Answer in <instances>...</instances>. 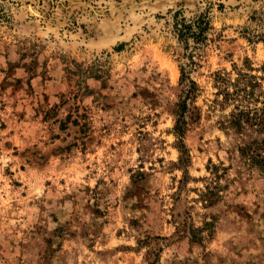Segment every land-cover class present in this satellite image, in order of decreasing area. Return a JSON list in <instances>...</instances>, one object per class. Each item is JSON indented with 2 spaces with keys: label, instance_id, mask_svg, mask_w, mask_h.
I'll use <instances>...</instances> for the list:
<instances>
[{
  "label": "rangeland",
  "instance_id": "374dc122",
  "mask_svg": "<svg viewBox=\"0 0 264 264\" xmlns=\"http://www.w3.org/2000/svg\"><path fill=\"white\" fill-rule=\"evenodd\" d=\"M177 10L212 26L190 98ZM257 36L264 0H0V264H264V173L214 81L250 67L264 97Z\"/></svg>",
  "mask_w": 264,
  "mask_h": 264
},
{
  "label": "trees",
  "instance_id": "16d2710c",
  "mask_svg": "<svg viewBox=\"0 0 264 264\" xmlns=\"http://www.w3.org/2000/svg\"><path fill=\"white\" fill-rule=\"evenodd\" d=\"M212 26L207 11L200 12L192 18H186L179 10L175 11L172 16V32L175 34L176 39L181 44L183 49V58L186 62L179 65L180 78L179 83L184 85L183 92L185 98H190L197 90L195 81L190 77L189 70L197 65L194 59L200 57V52L203 47L208 45L209 34ZM262 36V35H258ZM264 42V39H259ZM251 40V36L246 37ZM251 68H247L246 72L238 70L236 76L231 78L228 72L216 71L214 73L215 85L218 88L216 94L222 96L219 101L221 105L232 103L229 113L221 122V127L226 132L234 135L237 144L236 150L240 157L242 166L246 171H258L264 173V97L260 99L261 94L257 93L260 84L254 75L248 73ZM93 77L98 78V75ZM187 109L186 100H182L178 104V111L176 112V120L174 132L182 137L184 134L185 119ZM194 121L197 116L191 115ZM194 116V117H193ZM76 123V120H73ZM179 147L182 148V153L185 154L186 150L181 142ZM183 154L179 158V162L185 164L187 157ZM215 167V166H214ZM207 187V192L203 197L216 196L213 189ZM208 202H213L212 197ZM192 238H198L197 232L191 229Z\"/></svg>",
  "mask_w": 264,
  "mask_h": 264
}]
</instances>
